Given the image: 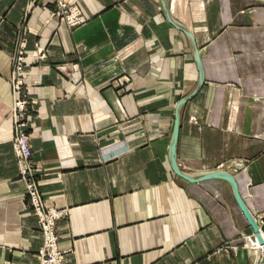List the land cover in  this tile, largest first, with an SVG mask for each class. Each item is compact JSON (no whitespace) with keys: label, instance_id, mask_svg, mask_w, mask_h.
<instances>
[{"label":"crops","instance_id":"0c3cea01","mask_svg":"<svg viewBox=\"0 0 264 264\" xmlns=\"http://www.w3.org/2000/svg\"><path fill=\"white\" fill-rule=\"evenodd\" d=\"M70 1L86 17L71 29L49 16L54 0H0V264H36L40 243L11 146L20 28L27 57L35 43L45 52L25 66L36 100L25 130L40 200L66 209L55 220L61 264H264L230 182L186 179L169 159L176 104L199 80L187 35L161 0ZM169 7L192 32L203 74L179 110L175 160L193 174L231 173L261 222L264 1Z\"/></svg>","mask_w":264,"mask_h":264},{"label":"built area","instance_id":"2783aa9c","mask_svg":"<svg viewBox=\"0 0 264 264\" xmlns=\"http://www.w3.org/2000/svg\"><path fill=\"white\" fill-rule=\"evenodd\" d=\"M56 14L62 16L70 27L83 24L86 17L76 5L69 4V0H55ZM19 50L12 56L11 90L12 102L10 114L13 124L12 150L17 165L18 177L24 184L27 201L36 215L41 243L36 251V264H61L66 249L57 246L55 220L66 214L65 208L55 205H45L39 197L33 179L36 169L32 168V158L28 136L26 133V104L27 101L20 97L22 79L19 72L22 63ZM251 242H253L250 239ZM255 242V241H254Z\"/></svg>","mask_w":264,"mask_h":264},{"label":"water","instance_id":"95a60500","mask_svg":"<svg viewBox=\"0 0 264 264\" xmlns=\"http://www.w3.org/2000/svg\"><path fill=\"white\" fill-rule=\"evenodd\" d=\"M161 2H162L164 13H165L167 19L175 27H177L184 34H186L187 37L189 38V40L191 41L193 53L195 56V61L197 63L198 70H199V80H198V83H197V86H196L194 92H192L189 96L180 99L176 104L174 127H173L172 136H171L170 147H169V159L171 161L172 167L176 173H178L182 177L189 179V180H193L196 178L210 177V176L222 177V178L227 179L231 184V187H232V190H233V193H234L236 200L238 201L241 209L245 213L247 219L249 220V223L251 224V226L253 228V232H254L256 242H258L260 245H262V248L264 250V237L262 236V233L264 232V220H262L261 222L257 221L255 216L248 209V207L246 206V204L244 203L243 199L241 198V196L238 192L237 185H236L235 179L232 176V174L226 170L219 169V168L206 170V171H203L199 174H193V173H190V172H187V171H184L183 169H181L175 160V147H176V141H177L178 130H179V110H180L181 105L187 99L192 97L195 94V92L197 91V89L200 87V85L203 81V74H202V67H201V62H200V57H199V49L195 44L192 32L186 26L179 23L178 21H176L171 16V14L169 12L170 0H161ZM260 259L264 260V253L261 255Z\"/></svg>","mask_w":264,"mask_h":264},{"label":"rangeland","instance_id":"374dc122","mask_svg":"<svg viewBox=\"0 0 264 264\" xmlns=\"http://www.w3.org/2000/svg\"><path fill=\"white\" fill-rule=\"evenodd\" d=\"M33 1V0H32ZM69 4H71V5H76V4H74V3H72L70 0H69ZM77 6V5H76ZM78 7V6H77ZM49 16L50 17H52V18H58L60 21H62L63 23H65L66 24V26L69 28V29H71V28H73V27H70V26H68L67 25V23L65 22V20H63V18H62V16H60V15H57L56 14V5H55V0H54V9H52L49 13ZM86 22V21H85ZM84 22V23H85ZM83 23V24H84ZM80 25H82V24H80ZM77 26H79V25H77ZM76 27V26H75ZM23 30H26V28L25 29H23V28H20V29H18L17 30V34H15V36H14V40H13V47H12V55L11 56H13V54H16L17 53V50H19L20 52H21V55H22V63H21V68H20V70H19V72H20V74L22 75L21 76V79H22V82H23V85H22V89H21V91H20V97L22 98V99H24V100H26L27 101V104H26V125L30 122V114H29V106L30 105H32L33 103H35L36 102V100L34 99V98H32L27 92H26V89H24V85H25V74H24V72H25V66H27L28 64H32L33 62H36L37 60H39V59H42L44 56H45V52H44V50H41L40 48H39V46L35 43L34 45V49H35V57L34 58H29V57H27V55H26V53H25V42H26V38H25V36H24V34L25 33H22V31ZM11 60H12V57H11ZM27 60H29V62H27ZM69 68H70V71L71 70H76L77 69V65L75 64V63H70V66H69ZM74 72V71H73ZM70 75H71V79L74 81V74H71L70 73ZM10 79H11V76H10ZM76 81V80H75ZM74 81V82H75ZM10 88H11V83H10ZM11 94H12V90H11ZM12 102V101H11ZM10 109H11V107H10ZM10 117H11V114H10ZM11 122H12V117H11ZM12 126H13V124H12ZM27 133V132H26ZM27 136H28V134H27ZM13 137V136H12ZM28 142H29V139H28ZM29 145H30V143H29ZM11 146H12V140H11ZM30 151H31V149H30ZM36 184V183H35ZM29 204V203H28ZM30 205V204H29ZM32 208V207H31ZM33 211V210H32ZM36 216V215H35ZM37 219V218H36ZM58 219V218H57ZM37 224H38V222H37ZM40 234V233H39ZM56 234H57V237H58V233L56 232ZM56 242H57V240H56ZM40 243H41V234H40ZM40 243H39V245H40ZM38 245V246H39ZM38 248V247H37ZM36 251H37V249H36ZM36 251H35V255H36ZM67 251V250H66ZM65 254H66V252H65ZM36 257V256H35ZM63 258H65V256H63Z\"/></svg>","mask_w":264,"mask_h":264},{"label":"bare ground","instance_id":"6f19581e","mask_svg":"<svg viewBox=\"0 0 264 264\" xmlns=\"http://www.w3.org/2000/svg\"><path fill=\"white\" fill-rule=\"evenodd\" d=\"M262 236H264V232L262 233ZM255 242H251V245L254 246L255 248H258V250L260 251L259 253L262 254V252H264L262 245H260L258 242H256V244H254Z\"/></svg>","mask_w":264,"mask_h":264}]
</instances>
